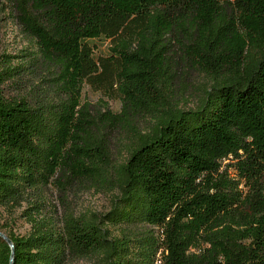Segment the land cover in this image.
<instances>
[{"label": "trees", "instance_id": "1", "mask_svg": "<svg viewBox=\"0 0 264 264\" xmlns=\"http://www.w3.org/2000/svg\"><path fill=\"white\" fill-rule=\"evenodd\" d=\"M6 1L39 53L0 61V205L41 198L57 169L67 179L109 166L75 81L113 78L122 116L159 114L117 168L118 205L101 218L31 216L29 234L3 232L12 253L0 237V264H73L95 251L104 264H264V0ZM187 25L213 81L197 108L180 110L152 96L169 77L170 34ZM95 38L107 56H94ZM36 64L55 71L49 86L22 82ZM7 81L25 93L8 96ZM103 219L158 229L160 243L106 239Z\"/></svg>", "mask_w": 264, "mask_h": 264}, {"label": "rangeland", "instance_id": "2", "mask_svg": "<svg viewBox=\"0 0 264 264\" xmlns=\"http://www.w3.org/2000/svg\"><path fill=\"white\" fill-rule=\"evenodd\" d=\"M191 25L184 30L174 28L170 34L168 49L169 77L160 86L152 98L162 106L180 110L197 108L203 101L205 92L212 84L211 73L205 71L200 64V56L194 44L198 37L191 34ZM94 46V56H107L108 41L103 38L89 40ZM39 53L38 43L19 25L12 8L6 0H0V61L4 55L11 56V63L26 60L30 55ZM202 59V56H201ZM1 64V63H0ZM55 71L49 65L36 64L26 67L22 82L37 87L49 86ZM71 76L65 79V85ZM80 105L87 111V118L95 119L100 132L98 136L105 144L109 166L99 174H81L65 179L67 170L57 169L53 182L44 191L41 198L28 193L17 203L0 205V231L27 235L32 230L31 216L37 220L57 222L61 217L69 215L80 219L101 218L118 205L119 188L116 184L117 168L125 161L137 133L150 130L156 123L159 113H150L145 108L132 110L127 117L120 112V102L112 78L111 84H92L74 82ZM27 88V86H26ZM4 91L8 96L21 95L25 91L17 90L13 82L7 81ZM49 96L54 100L62 97L56 87H50ZM101 114L112 115L105 121ZM102 132V133H101ZM35 207V208H34ZM36 211V212H35ZM40 212V213H38ZM42 217V218H41ZM105 230L106 239L126 237L130 245L137 244L139 239H152L159 245L161 235L158 229H151L145 224H131L104 220L100 224ZM159 250L156 256L159 255ZM73 264H104L103 252L95 251L77 257Z\"/></svg>", "mask_w": 264, "mask_h": 264}, {"label": "water", "instance_id": "3", "mask_svg": "<svg viewBox=\"0 0 264 264\" xmlns=\"http://www.w3.org/2000/svg\"><path fill=\"white\" fill-rule=\"evenodd\" d=\"M0 237L5 241V243L10 247V252L12 253V244L10 239L4 234L3 232H0ZM11 258V257H10ZM10 264V261H9Z\"/></svg>", "mask_w": 264, "mask_h": 264}]
</instances>
